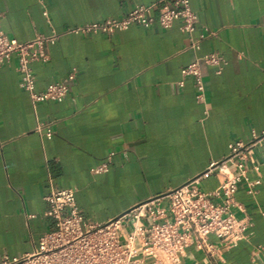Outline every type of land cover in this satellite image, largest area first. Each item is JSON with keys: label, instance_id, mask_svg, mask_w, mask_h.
<instances>
[{"label": "crops", "instance_id": "obj_1", "mask_svg": "<svg viewBox=\"0 0 264 264\" xmlns=\"http://www.w3.org/2000/svg\"><path fill=\"white\" fill-rule=\"evenodd\" d=\"M136 4H152L149 27L67 32L121 17ZM160 6L158 0H0V29L8 37L59 34L43 44L46 59L30 63L35 91L75 69L61 101L33 103L19 87L15 58L0 65V260L30 253L54 227L44 214L49 180L75 189L85 221L104 223L222 160L230 143L264 131V0H189L196 15L190 33L179 30L178 19L162 28ZM191 41L198 48H189ZM207 53L225 60L220 72L201 59ZM195 59L202 100L193 78L181 74ZM46 124L50 138L36 130ZM110 150L108 170L92 172ZM244 164L246 177L259 181L249 194L242 178L234 193L235 215L251 223L248 236L228 246L209 233L202 244L190 241L176 264H264V143ZM220 181L213 170L199 189L212 191Z\"/></svg>", "mask_w": 264, "mask_h": 264}, {"label": "built area", "instance_id": "obj_2", "mask_svg": "<svg viewBox=\"0 0 264 264\" xmlns=\"http://www.w3.org/2000/svg\"><path fill=\"white\" fill-rule=\"evenodd\" d=\"M44 1L39 0L40 3ZM158 1L161 6L157 22L162 28L170 27L178 19L181 32L190 33L194 29L196 15L189 7V0ZM151 6L136 4L121 17L84 23L68 28L67 32L111 35L127 29L131 24L149 27L154 21L149 13ZM42 14L47 15L45 9ZM58 36V33L52 32L18 41L0 29V65L15 58L20 76L19 87L29 94L33 103L61 101L75 75V69H72L62 79L47 84L42 91L34 90V73L30 63L45 60L43 44L54 43ZM188 47L196 49L198 43L191 41ZM201 59L216 65V72H220L226 63L215 53L204 54ZM181 74L193 78L197 90L195 97L202 100L203 80L198 59L185 65ZM182 83V80L177 82L179 86ZM36 130L46 138L53 134L51 124L38 125ZM263 143L264 131L254 134L248 142L230 143L229 151L222 160L212 163L163 196L138 203L104 223L90 224L85 221L75 201V189L57 188L49 180V191L44 197L49 206L44 214L54 220V227L40 235L33 251L20 256L3 255L0 264H176L179 253L190 241L202 244L209 233L216 235L225 245H235L248 236L251 223L235 215L237 202L234 193L242 178L247 192L254 193V186L259 181L246 177L244 160L255 146ZM114 154V150L108 151L90 170L94 173L106 172ZM252 168L258 169L257 165H252ZM213 170L221 176L220 183L212 191H201L200 179L208 177ZM211 196L218 200L212 201ZM161 198L165 199L163 203ZM147 259L150 261L146 262Z\"/></svg>", "mask_w": 264, "mask_h": 264}]
</instances>
